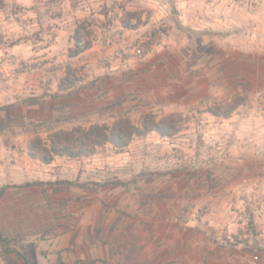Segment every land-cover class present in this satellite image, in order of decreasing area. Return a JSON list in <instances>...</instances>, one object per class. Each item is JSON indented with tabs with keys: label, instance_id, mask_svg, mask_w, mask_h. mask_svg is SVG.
<instances>
[{
	"label": "rangeland",
	"instance_id": "obj_1",
	"mask_svg": "<svg viewBox=\"0 0 264 264\" xmlns=\"http://www.w3.org/2000/svg\"><path fill=\"white\" fill-rule=\"evenodd\" d=\"M123 16L124 27H137V17ZM76 31L80 47L91 45L89 24H77L73 39ZM157 31L164 34L165 30ZM19 41H9V47ZM73 47L74 40L60 58L21 59L19 51L0 53V189L6 187L0 197V232L21 239L16 248L30 264H59V258L65 264H264V237L210 238L219 246L211 250L213 254L190 246L178 255L157 250L149 256L142 244L147 238L135 232L141 227V215L147 213L140 212L146 210L147 199L164 209L168 198L191 199L197 189H213L210 175L216 143L208 127L214 116L210 110L225 112L234 101L245 102L244 97L233 96L206 102L201 109L170 111L162 108L165 102L149 94V76L141 73L166 67L178 72L186 52L193 55L191 61L196 60L195 54L216 49L196 43L165 45L151 37L133 41L124 54L91 64L85 58L71 59ZM186 63L184 70L189 68ZM215 63L206 59L200 68L208 69V64L214 68ZM67 72L71 74L64 83L68 87L60 91ZM255 98L264 102V90ZM149 116L156 121L173 116L179 131L172 137L151 131L135 136L124 148L107 143L93 155L54 156L50 164L27 152L34 137L47 139L56 131L94 124L111 126L120 119L140 126ZM198 175L208 181L195 180ZM26 183L33 185L26 187ZM188 208L181 217L175 216L174 224L181 218L202 216L200 211L193 216ZM0 264H6L1 249Z\"/></svg>",
	"mask_w": 264,
	"mask_h": 264
},
{
	"label": "crops",
	"instance_id": "obj_2",
	"mask_svg": "<svg viewBox=\"0 0 264 264\" xmlns=\"http://www.w3.org/2000/svg\"><path fill=\"white\" fill-rule=\"evenodd\" d=\"M2 2L0 53L19 51L21 59L60 58L73 46L72 35L81 22L91 27L92 42L71 59L81 57L91 64L124 54L133 41L151 37L165 45H212L215 51L195 54L196 60L190 61V52L183 54L180 60L182 64L187 62L188 69L181 64L178 72L166 67L141 75L149 76V94L165 102L162 108L170 111L201 109L206 102L226 97L245 98L228 118L211 116L208 120L212 122L208 125L211 141L216 143L210 175L214 187L209 191L197 189L196 197L191 199L168 198L164 209L147 199L146 210H140L147 213L141 215V227L135 232L147 238L142 244L149 256L157 250L178 255L190 246L213 254L211 250L219 246L213 245L210 238L264 237V102L255 98V93L264 90V0ZM126 13L138 18L137 27H124L122 17ZM160 28L164 34L157 31ZM17 39L19 43L9 47V41ZM206 59L216 62L215 67L208 64V69L200 68ZM174 83L180 88H174ZM176 89L180 92H174ZM198 179L208 181L202 175L195 177ZM187 205L193 216L199 211L202 216L186 217L184 221L181 218L174 224L178 221L175 216L181 217Z\"/></svg>",
	"mask_w": 264,
	"mask_h": 264
},
{
	"label": "trees",
	"instance_id": "obj_3",
	"mask_svg": "<svg viewBox=\"0 0 264 264\" xmlns=\"http://www.w3.org/2000/svg\"><path fill=\"white\" fill-rule=\"evenodd\" d=\"M125 27L132 28L130 25ZM73 40L74 47L69 50V57H76L90 47L89 42L80 47L78 31L75 32ZM67 73L59 86L60 91L68 87L64 83L69 80L71 74ZM242 102L243 100L234 101L225 112H220L216 108V110H210V113L214 116L228 117ZM0 131H2L1 128ZM151 131L157 132L161 137H172L179 131V128L173 116H166L157 121L149 116L140 126L132 124L128 119H120L111 126L94 124L88 128L75 127L68 131H56L51 133L47 139L34 137L28 144L27 152L31 158L44 164H50L54 156L78 158L93 155L98 148L107 143L116 148H124L135 136L143 137ZM63 183L70 184L68 181ZM30 185L33 184L26 183L24 186ZM5 189L6 187L0 189V197L5 193ZM20 241L18 237L4 236L0 232V249L6 264H18V259L22 260V264H30L16 248ZM58 260L59 264H65L60 258Z\"/></svg>",
	"mask_w": 264,
	"mask_h": 264
}]
</instances>
